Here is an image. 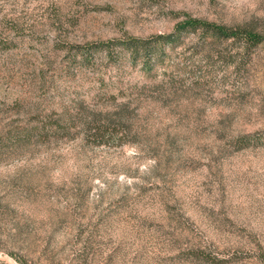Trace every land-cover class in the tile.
<instances>
[{"label": "rangeland", "instance_id": "374dc122", "mask_svg": "<svg viewBox=\"0 0 264 264\" xmlns=\"http://www.w3.org/2000/svg\"><path fill=\"white\" fill-rule=\"evenodd\" d=\"M187 21L264 0H0V264H264V43Z\"/></svg>", "mask_w": 264, "mask_h": 264}, {"label": "trees", "instance_id": "16d2710c", "mask_svg": "<svg viewBox=\"0 0 264 264\" xmlns=\"http://www.w3.org/2000/svg\"><path fill=\"white\" fill-rule=\"evenodd\" d=\"M188 32H200L202 35L207 36L215 41H243L246 48H249V46H257L264 43V34L260 31H257L255 28L251 29L244 26L229 27L212 22L187 21L178 25L174 33L159 36L156 44L157 46L177 45L183 33ZM125 47L133 60H137L141 55L143 58H145V61L147 63L151 61V54L153 53L155 48L147 41H143L140 39H132L126 42ZM91 123L94 124V122ZM88 130V132L93 134L92 136H96L101 140L105 138V134H107V131H105L106 129L103 125L98 127H88Z\"/></svg>", "mask_w": 264, "mask_h": 264}]
</instances>
